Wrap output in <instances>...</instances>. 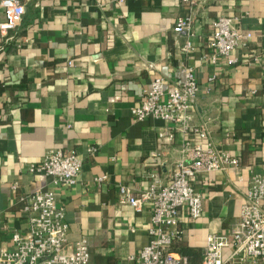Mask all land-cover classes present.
<instances>
[{
    "label": "crops",
    "instance_id": "0c3cea01",
    "mask_svg": "<svg viewBox=\"0 0 264 264\" xmlns=\"http://www.w3.org/2000/svg\"><path fill=\"white\" fill-rule=\"evenodd\" d=\"M19 2L25 13L12 39L5 42L0 34V247L12 248L11 234L25 231L23 206L30 195L48 191L64 210L65 250L84 238L89 264H138L130 257L148 242L151 213L121 204L118 185L138 195L150 173L168 183L180 144L194 138L161 119L136 121L131 108L154 77L168 86L179 81L184 38L172 27L177 16H191L197 49L186 62L199 88L192 122L206 125L217 150L239 159L238 169L200 172L193 182L203 213L194 220L182 215L180 240L198 252L189 264H199L206 237L228 231L250 177L264 174V0ZM220 16L237 18L252 38L227 60L202 64ZM164 130L174 132L171 143L158 142ZM50 149L81 160L75 184L62 185L37 170ZM152 151L162 165L146 164Z\"/></svg>",
    "mask_w": 264,
    "mask_h": 264
},
{
    "label": "built area",
    "instance_id": "2783aa9c",
    "mask_svg": "<svg viewBox=\"0 0 264 264\" xmlns=\"http://www.w3.org/2000/svg\"><path fill=\"white\" fill-rule=\"evenodd\" d=\"M122 3L124 0H109ZM186 1V0H184ZM0 34L5 42L12 37L25 13L19 0H1ZM237 18L220 16L213 22L207 41V50L201 55L202 64H215L218 59H228L230 53L247 45L252 34L237 25ZM191 16H177L172 32L184 38L179 51L184 59L180 64V79L167 85L162 76L154 77L139 104L131 108L136 121L147 117L170 123L175 130L187 137L179 148L170 180L163 184L157 174L150 173L148 187L133 195L125 185H118L119 202L130 205L140 212L148 208L151 213L147 228L148 242L130 260L138 264H185L182 257L174 256L170 247L183 235L182 215L194 220L203 213L202 195L194 187L200 172L238 169L239 159L225 151L217 150L209 141L206 125L193 124V109L199 91L195 80V68L186 62L197 45L192 41ZM174 132L164 130L157 133L159 143H171ZM89 154L95 152L88 147ZM148 166L162 165L157 151L149 153ZM81 160L74 154H65L60 149H50L42 157L37 170L52 177L62 185L77 182ZM105 177L97 179L104 180ZM16 185L12 186V190ZM23 211L27 215V226L23 232L10 236L12 248L0 247V264H89L90 251L86 239H79L70 251L65 250L68 224L64 210L56 204L52 192L36 191L30 195ZM199 264H264V174L250 177L244 193L239 217L221 234L210 233L206 237Z\"/></svg>",
    "mask_w": 264,
    "mask_h": 264
},
{
    "label": "trees",
    "instance_id": "16d2710c",
    "mask_svg": "<svg viewBox=\"0 0 264 264\" xmlns=\"http://www.w3.org/2000/svg\"><path fill=\"white\" fill-rule=\"evenodd\" d=\"M173 247H177V251L181 257H183L187 264H189V256L190 255H197V250L191 249L186 244H184L181 240L175 241L172 243L170 250L172 251Z\"/></svg>",
    "mask_w": 264,
    "mask_h": 264
}]
</instances>
